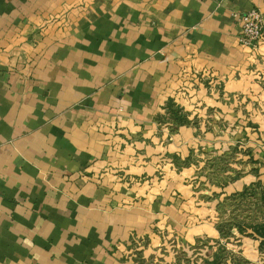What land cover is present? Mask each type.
Wrapping results in <instances>:
<instances>
[{"label":"crops","instance_id":"crops-1","mask_svg":"<svg viewBox=\"0 0 264 264\" xmlns=\"http://www.w3.org/2000/svg\"><path fill=\"white\" fill-rule=\"evenodd\" d=\"M252 8L264 17V0H0V264L129 261L106 172L118 165L115 130L155 137L168 99L224 110L258 136V178L223 194L264 185V38L242 45L235 16ZM198 74L215 89L198 85L192 102L183 85Z\"/></svg>","mask_w":264,"mask_h":264},{"label":"rangeland","instance_id":"rangeland-1","mask_svg":"<svg viewBox=\"0 0 264 264\" xmlns=\"http://www.w3.org/2000/svg\"><path fill=\"white\" fill-rule=\"evenodd\" d=\"M213 83L190 75L183 85L192 92L187 99L194 102L198 85L215 89ZM172 100L154 115L155 137L150 128L143 130L147 136L140 135L141 127L115 130L118 165L106 172L118 183V250L133 254L127 264H213L216 258L220 264H263L264 242L256 232L264 227L262 181L222 193L248 172L258 178L251 164L258 136H247L224 110H185ZM178 108L186 120L180 126Z\"/></svg>","mask_w":264,"mask_h":264},{"label":"built area","instance_id":"built-area-1","mask_svg":"<svg viewBox=\"0 0 264 264\" xmlns=\"http://www.w3.org/2000/svg\"><path fill=\"white\" fill-rule=\"evenodd\" d=\"M235 16L241 24L240 42L242 45L255 49L264 38V17L257 8H252Z\"/></svg>","mask_w":264,"mask_h":264},{"label":"trees","instance_id":"trees-1","mask_svg":"<svg viewBox=\"0 0 264 264\" xmlns=\"http://www.w3.org/2000/svg\"><path fill=\"white\" fill-rule=\"evenodd\" d=\"M171 102H173L172 99H170V104H172ZM176 111V115H177V112H181L179 113L178 117L179 120H180V123L178 124L179 126L184 124L186 122V120L184 119V114L182 113V109L181 108H178ZM256 232L258 233V235H260V237L262 238L263 242H264V227H260L258 229H256ZM213 264H220L219 260L216 258L214 259V261L212 262Z\"/></svg>","mask_w":264,"mask_h":264}]
</instances>
